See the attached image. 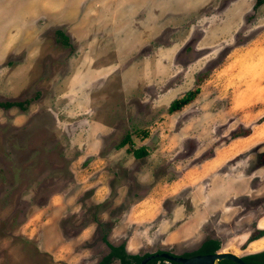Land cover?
I'll list each match as a JSON object with an SVG mask.
<instances>
[{
  "label": "rangeland",
  "instance_id": "obj_1",
  "mask_svg": "<svg viewBox=\"0 0 264 264\" xmlns=\"http://www.w3.org/2000/svg\"><path fill=\"white\" fill-rule=\"evenodd\" d=\"M256 3L0 0V264L264 248Z\"/></svg>",
  "mask_w": 264,
  "mask_h": 264
},
{
  "label": "flooded vegetation",
  "instance_id": "obj_2",
  "mask_svg": "<svg viewBox=\"0 0 264 264\" xmlns=\"http://www.w3.org/2000/svg\"><path fill=\"white\" fill-rule=\"evenodd\" d=\"M205 243L198 250L189 253L178 254L175 252L163 250L144 255L143 257H139V264H142L145 259H148L146 264H183V262H179L178 259L191 261L196 257L213 256L217 254H225L226 256H221L219 258L211 259L208 261H198L197 263L191 262L190 264H264V248L256 251H249L245 249L242 250V252L239 254L221 251L219 248L216 250H209L208 252H204L202 251V248Z\"/></svg>",
  "mask_w": 264,
  "mask_h": 264
},
{
  "label": "trees",
  "instance_id": "obj_3",
  "mask_svg": "<svg viewBox=\"0 0 264 264\" xmlns=\"http://www.w3.org/2000/svg\"><path fill=\"white\" fill-rule=\"evenodd\" d=\"M264 4V0H257L256 6L259 7ZM196 93L190 92L185 97L176 100L173 102L170 106V112L174 113L177 111L182 110L185 106L190 104L194 98ZM11 104H8L7 106H10ZM241 137V136H237ZM126 142H124L123 145H125ZM129 152L133 154L136 158L141 159L147 156V151L144 148L140 149H134L130 148ZM255 239V238H253ZM219 248V244L216 241H209L205 243V245L202 248V251L208 252L209 250H216ZM118 259L121 264H139L140 258L138 256L129 255L126 253L123 247H111V253L103 260L102 264H109L111 260Z\"/></svg>",
  "mask_w": 264,
  "mask_h": 264
},
{
  "label": "water",
  "instance_id": "obj_4",
  "mask_svg": "<svg viewBox=\"0 0 264 264\" xmlns=\"http://www.w3.org/2000/svg\"><path fill=\"white\" fill-rule=\"evenodd\" d=\"M221 256H226L225 254H217V255H213V256H202V257H196L194 259L190 260H183V259H178L179 262H183V264H190L191 262H195L197 263L198 261H208L211 259H215V258H219ZM148 261V259H145L142 264H146Z\"/></svg>",
  "mask_w": 264,
  "mask_h": 264
}]
</instances>
